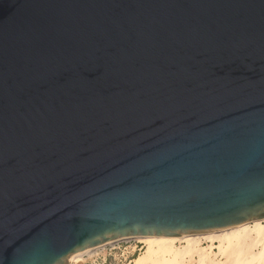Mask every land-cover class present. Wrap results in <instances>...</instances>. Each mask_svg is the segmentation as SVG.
I'll return each instance as SVG.
<instances>
[{
    "label": "water",
    "instance_id": "water-1",
    "mask_svg": "<svg viewBox=\"0 0 264 264\" xmlns=\"http://www.w3.org/2000/svg\"><path fill=\"white\" fill-rule=\"evenodd\" d=\"M264 218V0H0V264Z\"/></svg>",
    "mask_w": 264,
    "mask_h": 264
},
{
    "label": "bare ground",
    "instance_id": "bare-ground-1",
    "mask_svg": "<svg viewBox=\"0 0 264 264\" xmlns=\"http://www.w3.org/2000/svg\"><path fill=\"white\" fill-rule=\"evenodd\" d=\"M263 222L264 218H260L238 226L188 236H134L133 238L146 244V249L134 258V264H185L184 262H186L187 258H190L193 262L196 258L195 254L198 255V258L194 260L195 264H222L218 258V261L215 258L219 254L226 256L227 259L230 255L236 262L249 264L250 261L252 262L257 258H264ZM202 239H206L210 244L207 247H203ZM117 240L111 241V243ZM177 241L185 243L181 249L176 246ZM260 242L263 243V247L257 256V251L255 253L252 248ZM103 246L105 244L75 254L67 264H84L86 255L93 254ZM231 247H233V250L228 252ZM255 254L257 256L256 259Z\"/></svg>",
    "mask_w": 264,
    "mask_h": 264
},
{
    "label": "built area",
    "instance_id": "built-area-1",
    "mask_svg": "<svg viewBox=\"0 0 264 264\" xmlns=\"http://www.w3.org/2000/svg\"><path fill=\"white\" fill-rule=\"evenodd\" d=\"M145 246L144 242L133 237L109 242L86 255L84 264H134V258L145 250Z\"/></svg>",
    "mask_w": 264,
    "mask_h": 264
},
{
    "label": "rangeland",
    "instance_id": "rangeland-1",
    "mask_svg": "<svg viewBox=\"0 0 264 264\" xmlns=\"http://www.w3.org/2000/svg\"><path fill=\"white\" fill-rule=\"evenodd\" d=\"M262 225H263V227H264V222L262 223ZM250 241V240H249ZM217 243V242H216ZM176 246H178V249H181L183 246L182 245H184L185 243L184 242H180V241H177L176 242ZM210 244V242H208L206 239H202V245H203V247H207L208 245ZM250 244V243H249ZM248 247H251V246H248ZM262 247H263V243L262 242H260V243H258L254 248H252V250L253 251H255V253H256V251H257V256H258V253L260 252V250L262 251ZM145 249H146V247H145ZM230 250L228 251V252H230L231 250H233V247H231V248H229ZM250 249V248H249ZM216 250H217V248H216ZM220 255V254H219ZM219 255H217V256H215V258H216V260L218 261V259H219V261H221L222 262V264H241L242 262H239V261H237L236 262V260L233 258V257H231L230 255H229V258L227 259L226 258V256H219ZM196 258H198V255L197 254H195L194 255ZM257 256H256V254H255V259L257 258ZM214 257V256H213ZM195 258V259H196ZM218 258V259H217ZM223 258V259H222ZM194 259V260H195ZM226 259H227V261H226ZM262 261H261V260ZM260 259H256L257 261H258V263L259 264H264V258L262 257V258H260ZM193 260V262H192V260H190V258H187L185 261L186 262H184L185 264H192V263H194L195 264V261ZM249 260V259H248ZM256 260H253L252 262L250 261L249 262V264H256L257 263V261ZM225 261V262H224ZM257 263V264H258Z\"/></svg>",
    "mask_w": 264,
    "mask_h": 264
}]
</instances>
